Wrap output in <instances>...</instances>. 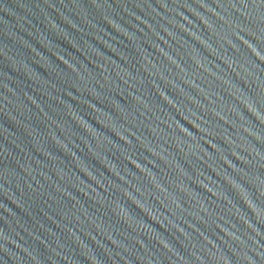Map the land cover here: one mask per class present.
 Returning <instances> with one entry per match:
<instances>
[{
    "label": "water",
    "instance_id": "95a60500",
    "mask_svg": "<svg viewBox=\"0 0 264 264\" xmlns=\"http://www.w3.org/2000/svg\"><path fill=\"white\" fill-rule=\"evenodd\" d=\"M0 204L58 264H264V0H0Z\"/></svg>",
    "mask_w": 264,
    "mask_h": 264
}]
</instances>
